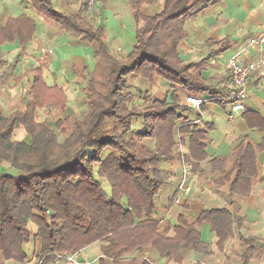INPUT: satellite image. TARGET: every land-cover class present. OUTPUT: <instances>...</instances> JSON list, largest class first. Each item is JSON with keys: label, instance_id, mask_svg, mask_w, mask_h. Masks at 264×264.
I'll return each instance as SVG.
<instances>
[{"label": "trees", "instance_id": "obj_1", "mask_svg": "<svg viewBox=\"0 0 264 264\" xmlns=\"http://www.w3.org/2000/svg\"><path fill=\"white\" fill-rule=\"evenodd\" d=\"M28 1L61 30L97 42L98 49L94 69L84 76V119L64 116L66 93L57 84L47 85L42 69L33 72L25 109L5 115L0 105V165L9 167L0 172V258L24 263L28 255L23 246L34 241L40 264H50L56 254H75L100 242L99 264H106V258L111 264H156L155 256L182 262L183 249L209 253L199 230L203 222L211 225L220 248L241 233L245 216L239 201L250 195L258 176L257 153L264 152V138L254 144L246 137L229 157L209 161L218 175L213 183L228 187L229 205L205 209L196 219L182 213L175 234L167 236L154 217L156 196L166 183L162 161L184 157L196 170V162L208 157L210 125L197 124L190 116L192 107L177 92L168 100L137 88L144 100L137 106L130 80L139 77L155 85L161 77L181 87L185 96H207L224 104L215 99L221 93L218 79L205 78L195 62L181 59L179 50L189 35L186 23L216 0H164L152 15L141 13V8L155 0H128L136 11V40L121 59L108 46L106 28L92 24L88 0L77 13L57 10L53 0ZM35 30L36 21L25 14L9 18L0 23V44L18 38L25 47ZM216 43L219 53L231 46L226 38ZM44 108L50 109L48 117L40 121L38 111ZM262 119L246 115L250 128L264 131ZM136 120L140 129L134 128ZM18 128L31 142L14 138ZM187 140L188 152L182 154L179 145ZM104 178L111 193L103 189ZM244 240L240 263L250 264L262 256L263 248L252 236Z\"/></svg>", "mask_w": 264, "mask_h": 264}, {"label": "crops", "instance_id": "obj_2", "mask_svg": "<svg viewBox=\"0 0 264 264\" xmlns=\"http://www.w3.org/2000/svg\"><path fill=\"white\" fill-rule=\"evenodd\" d=\"M83 1L53 0V3L57 10L77 13L81 9ZM97 1L99 7L97 12H92L90 19L95 27L103 25L106 28V41L109 46V42H112L113 39L122 38V34L127 29V22L131 27L133 26L136 11L131 8L128 0ZM125 1L132 12L123 16L119 7ZM23 14L36 21V30L31 41L25 47H22L18 38L13 42L0 44V48L9 54L8 61L0 63V105L5 115H9L15 110H23L29 104V89L34 77V70L42 69L47 85L61 86L66 93L68 103V100L71 99L70 92L73 93L79 88L83 89L84 76H88L96 64L97 42L83 41L75 34L61 30L53 20L37 11L28 0H0V23L5 24L9 18ZM127 19L128 21H126ZM186 29L189 35L182 42L185 46L183 48L185 53L180 54L181 59L187 63L192 62L194 46L200 41L206 42L212 49L208 56L211 67L209 71H202L201 74L205 78L216 75L219 89L227 91L231 85L227 70L229 58L252 36L264 31V0H216L211 7L201 10L195 15V19L193 17L189 20L186 23ZM225 38L231 43V46L226 51L219 53V44L216 42ZM43 47L52 48L53 53L41 57L40 49ZM132 48L133 45L130 46L129 51ZM258 55L259 50L253 48L245 56V59H253ZM25 59L28 62H25ZM160 79L169 83L161 77ZM80 81H84V83L79 84ZM76 98L80 100L79 95ZM78 103L79 101L75 103L76 107ZM244 105L245 109L238 113L233 112L226 103L221 105L213 102L205 104L204 111L200 109L201 114L199 110H194L198 111L197 115L199 114L201 117L200 119L194 118L197 124L210 125L206 141L208 157L196 162L198 167L196 170L192 169L185 179V185L189 186L188 192H184L180 188L183 181L181 160L162 161L161 170L166 183L156 196L154 217L159 221L160 229L166 231L167 236L175 234L174 227L178 224L180 214L186 213L196 219L205 209L229 205L228 187L226 184L215 185L213 183L218 175L213 173V167L209 161L214 158L229 157L233 149L246 137L254 144L261 143L264 131L257 127L250 128L246 122V115L262 116L264 123V70L257 71L251 76L249 95ZM84 106L88 111L86 102ZM69 108L68 105L64 113L65 116L74 115V112H70ZM18 129L14 133V138L26 140L23 135L21 138L17 136L18 132L25 133L23 129L21 131ZM179 149L187 153L188 140L186 145L180 144ZM257 166L258 176L253 179L250 195L239 201L240 212L245 216L241 233H235L234 237L228 239L220 248L218 237L212 231L211 225L203 222L199 226V230L201 239L209 245L208 254L183 249L182 262H176L170 257L155 256L156 264H241L240 254L244 247V237L248 236L256 238L258 244L263 248L262 256L252 260L250 264H264V180H262L264 177V152L257 153ZM162 193L165 194L160 202L159 196ZM171 201L173 204L169 205ZM186 203L189 204L188 209L185 208ZM102 245L103 243L97 242L83 249L79 253L80 264L99 263L98 258L101 256ZM93 246L97 247L98 252L93 259L88 261L85 254L88 248ZM23 248L28 255L26 262L20 263L0 258V264H40L39 247L34 241L25 244ZM50 264L60 263L55 260ZM106 264H111L108 258H106Z\"/></svg>", "mask_w": 264, "mask_h": 264}, {"label": "rangeland", "instance_id": "obj_3", "mask_svg": "<svg viewBox=\"0 0 264 264\" xmlns=\"http://www.w3.org/2000/svg\"><path fill=\"white\" fill-rule=\"evenodd\" d=\"M122 1V0H121ZM119 2V1H118ZM163 2L164 0H155V3L153 5H146L143 6V10L141 11L144 14L147 15H152L158 11H160L163 7ZM122 3L120 4L119 10L121 11V15H127L130 14L132 12L131 8L129 9L126 1L125 3L122 5ZM99 7L98 5V1L95 0V4L92 7V11H96L97 12V8ZM141 8V9H142ZM131 11V12H130ZM195 19V16H194ZM128 21V19L126 20ZM142 23H140L141 25ZM136 28L137 25L133 24V26L131 27L129 25V23L127 22V29L126 32H124L122 34V38L120 39H113L112 42H109V47L110 49L113 51V53L115 54V56L118 59L123 58L124 56H126L130 51L129 48L131 45H133V43L135 42L136 38H135V33H136ZM185 41V40H184ZM183 41V42H184ZM184 44L182 43L180 45V54L185 53L184 52ZM195 50L193 51V61L195 62L196 65L198 66V70L202 73V71H209L210 67H211V62L209 61V55L211 52V46L208 45L206 42H199L197 43V45L194 46ZM206 74V73H205ZM216 78V75H215ZM228 79V78H227ZM131 82L133 83L134 87L132 88V91L135 92V101L134 103L137 106H141L142 104H144V100L139 98L138 92L136 91L137 88H142L144 90H147L151 97H157V98H168V100H170V95L173 92H177L180 94L181 98L184 100L185 99V93L184 90L181 87H172L171 84L166 83L165 81H162L160 79V77H156V83L155 85H151L150 83H148L147 81L142 80L139 77H132ZM218 81V80H217ZM84 83V81H80L79 84ZM86 84H84L85 86ZM226 90L221 91V93H225ZM83 89L79 88L77 91L75 92H70V101L68 100V105H69V110L70 112L73 111L74 112V116L77 117L78 119H84L85 115L87 113V109L84 106L85 101V97L83 95ZM80 96V100H77L76 96ZM77 107L75 106V103L78 102ZM50 109H41L38 112V120L42 121L44 120L46 117H48L47 115V111ZM193 111H190V116L192 119L197 118V113L198 111H194L195 108L192 107ZM65 116V115H64ZM50 117V116H49ZM134 128L135 129H140L141 128V121L140 120H136L134 123ZM22 129H18V131H21ZM17 132V131H16ZM23 136L26 137V140L28 142H31L30 137L26 134L23 133L21 134L20 132L17 133V136H20V138ZM178 137V136H177ZM179 138V137H178ZM60 140H62L63 138L60 136L59 137ZM9 169L8 165L6 164H1L0 165V172L5 171ZM103 189L105 190V192L107 193H111V185L110 183L107 181V179H103ZM165 193H162V195L159 196V201L161 202V198ZM97 247L93 246L88 248L85 256L87 257L88 261L93 259L97 253ZM155 263L156 260L154 259ZM99 264V263H96Z\"/></svg>", "mask_w": 264, "mask_h": 264}, {"label": "built area", "instance_id": "obj_4", "mask_svg": "<svg viewBox=\"0 0 264 264\" xmlns=\"http://www.w3.org/2000/svg\"><path fill=\"white\" fill-rule=\"evenodd\" d=\"M95 0H88L86 12L92 10ZM264 31L252 36L248 42L239 47L233 55L229 58L227 63L228 76L231 82L230 88L225 93L218 94L215 99L222 100L228 104L233 112H241L245 109V100L249 95V83L251 76L260 70H264ZM257 48L259 55L253 59H245V56L251 51V49ZM52 48H41V57L52 54ZM9 59V54L0 48V63L6 62ZM28 62L27 59L24 60ZM210 97L207 96H186L185 102L191 107L201 111V106L211 102ZM201 114V112H200ZM182 154H186L181 150ZM183 167L182 183L180 188L184 192L189 191V186L185 185V179L189 176L193 169V161H186L184 157L181 160ZM79 253L75 254H56V261L60 264H80ZM154 264V263H153Z\"/></svg>", "mask_w": 264, "mask_h": 264}]
</instances>
